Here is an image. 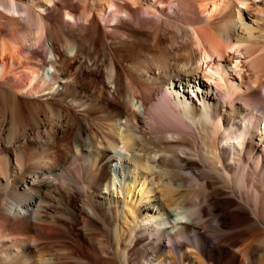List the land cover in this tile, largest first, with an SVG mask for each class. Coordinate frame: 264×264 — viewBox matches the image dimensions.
<instances>
[{"label": "bare ground", "instance_id": "6f19581e", "mask_svg": "<svg viewBox=\"0 0 264 264\" xmlns=\"http://www.w3.org/2000/svg\"><path fill=\"white\" fill-rule=\"evenodd\" d=\"M1 21L0 107L48 127L25 103L0 129V264H140L141 239L146 264H264V0H0Z\"/></svg>", "mask_w": 264, "mask_h": 264}, {"label": "rangeland", "instance_id": "374dc122", "mask_svg": "<svg viewBox=\"0 0 264 264\" xmlns=\"http://www.w3.org/2000/svg\"><path fill=\"white\" fill-rule=\"evenodd\" d=\"M2 22V23H1ZM0 22V33L1 34H4L5 35V32H4V30L6 31V34H8L7 35V37L6 36H4V37H6V38H9L10 36H12V34L11 33H15L16 31V29L15 28H17V27H14V25L13 24H11V25H9L8 27L4 24V22L3 21H1ZM10 27V28H9ZM12 27V28H11ZM14 27V28H13ZM13 29V30H12ZM79 43L81 42L80 40H77ZM81 44V43H80ZM35 50H37V52H39L40 53V51H41V46H34L33 47ZM87 49H86V47L84 46L83 48H82V53H86L87 51H86ZM133 51H134V53H135V57L137 58V57H140V55H144V52H145V49L143 48V47H141L140 48V45H136V46H134V48H133ZM141 51V52H140ZM106 54H107V52H106ZM46 55V54H45ZM47 56V59H49L50 58V56L49 55H46ZM49 56V57H48ZM263 94H264V91H263ZM18 99H19V102H21V103H19V102H17L18 104H20L19 106L18 105H13L12 104V106H11V104L10 103H7L8 105H7V107H0V109H2V111L0 110V118H2V119H0V129H3L4 131H7L9 128H10V125L13 123V124H18V122H20V123H22L23 121H21V117H20V112H21V110H22V108L24 107V104L26 103V104H28V105H33V106H36V104H38L36 107H40V110H39V113H38V118H39V120L42 122V123H38L37 124V121L36 120H33V118H31L30 117V119H28L27 121H28V130L29 131H32V129L34 130V129H36L37 130V128L39 129V131H43V130H45L46 129V127H48V124H45V123H47L48 122V117L46 116V114L44 113L45 111H44V107H43V104L41 103V102H34L33 101V103H32V101L30 102H28V101H23V100H25L24 98H20V96H18ZM42 105V106H41ZM17 106H18V108H17ZM15 107V108H14ZM22 107V108H21ZM8 108V109H7ZM11 109V111H10V109ZM12 108H14V109H12ZM21 108V109H20ZM5 109V110H4ZM9 110V111H8ZM20 110V111H19ZM4 111V114L2 115V112ZM10 112H11V114L12 115H10ZM15 113V114H14ZM11 117H12V121H11ZM2 120V121H1ZM26 121V122H27ZM26 122H24V124H27ZM30 123V124H29ZM33 134H32V136H35L36 135V133H34V132H32ZM59 133V134H58ZM46 133H42V134H39L38 136L41 138L42 137V139H47V140H50V141H54L53 142V144L51 143V145H52V150L54 149V150H57V149H60V148H64V146L66 147H70V149H73V144L71 143V135H70V133H66V134H64V135H62L59 131L57 132V131H55L54 133H52V134H48L47 136L45 135ZM38 136L36 135V137L38 138ZM46 136V137H45ZM58 136V137H57ZM60 136V137H59ZM56 137V138H55ZM57 140V141H56ZM58 146V147H57ZM111 182H110V195H111V193H112V196H113V199L114 200H117V198L118 199H120L121 198V194L119 193V190H117L118 189V186L116 185V186H113L112 185V178H111V180H110ZM154 182H155V180H154ZM177 183V182H176ZM160 186H163V184H161V182H159V183H156V184H154V186H153V192L151 193V195H149L150 197H151V199H153L152 197L154 196V194H161V190H160ZM158 189V190H157ZM102 192H103V190H102ZM115 192V193H114ZM114 194V195H113ZM120 194V195H119ZM158 194V195H159ZM144 205L145 204H141V205H138V206H136V209L138 210V211H140V213H142V214H145V212H144ZM208 208H209V206H208ZM70 209L76 214V217L78 218L77 219V222L75 223V225H74V229H75V231L76 232H78L80 235H81V238H82V240L83 241H87V239H89V238H87L85 235H84V231L82 230V228H81V225H80V219H79V215H81V204L79 203V201L76 199V198H73L72 199V202H71V205H70ZM169 210H170V212H173V208H169ZM117 213V212H116ZM115 211H113V213H112V215L111 216H115ZM119 217V216H118ZM132 217V216H131ZM130 217V221H128V224L126 225V226H124L126 229L129 227V226H133V223H132V218ZM136 217V216H135ZM211 217L209 216V219H210ZM118 220H119V218H118ZM94 223V224H93ZM214 223H213V221H211V225H213ZM95 225V226H94ZM167 226H169L170 227V224H167ZM92 227H94V229L92 228ZM91 229L95 232H99V231H101V229H102V226H101V224L99 223V222H97V221H92V225H91ZM99 231H98V230ZM99 234V233H98ZM209 236H211V234H209V233H207ZM97 234H95V236H96ZM86 238V239H85ZM143 239H141L140 240V245L139 244H133V246L131 247V251H130V254H131V257H130V259L131 260H135L136 262H139L140 264H146V262L144 261V258H145V255H147V253H145V246L143 245V241H142ZM94 243V245H97L98 243H97V241H94L93 242ZM209 243H210V241H208V245H209ZM107 245H102V247H100L101 248V251H102V249H103V251L101 252V254H102V256L103 257H108L109 255H107L106 253H111V249H109V246H107L108 247V249H107V247H106ZM139 246H140V248H139ZM105 249V250H104ZM50 250H53L54 251V249L53 248H50ZM68 255H69V257H68ZM76 255V256H75ZM68 257V258H67ZM75 257V258H74ZM82 258H83V256H81V255H79V254H77V253H74V254H65V256H64V260H63V262H62V264L64 263V261H65V263L64 264H83V262L81 261L82 260ZM116 258V257H115ZM118 258V257H117ZM116 258V263L117 264H123V262H121L120 260H118ZM67 259V260H66ZM246 260L244 259V260H240L238 263H236V264H245L246 262H245ZM254 261V260H253ZM226 262H228V257H227V255L225 254V255H223V256H221L220 257V264H225ZM208 264H210V262L208 263ZM255 264H261V261L259 260V259H255Z\"/></svg>", "mask_w": 264, "mask_h": 264}]
</instances>
